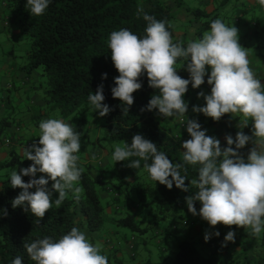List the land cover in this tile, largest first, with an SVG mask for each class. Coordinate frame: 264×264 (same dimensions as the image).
I'll use <instances>...</instances> for the list:
<instances>
[{"label": "trees", "instance_id": "trees-1", "mask_svg": "<svg viewBox=\"0 0 264 264\" xmlns=\"http://www.w3.org/2000/svg\"><path fill=\"white\" fill-rule=\"evenodd\" d=\"M4 1L11 16L13 13L19 15L16 21L18 31L28 39L29 48L26 56L23 55L28 63L23 68L29 74L42 68V80L35 91L42 92L48 116L58 112L60 119L81 133L77 155L83 173L77 184L82 189L80 201L71 196L59 208L53 204L39 223L35 222L37 218L30 211L12 207L13 199L22 189H13L10 177L1 182L0 264H12L17 256L22 257L23 264H35L26 252L25 243L45 237L55 241L73 227L82 232L85 229L97 233L96 239L86 238L94 245L96 240L101 241L100 254L105 255L109 263L115 260V264H264V231L256 238L249 235L250 230L237 226L220 224L212 228L187 209L185 197L193 194L195 189L184 192L175 184L168 189L150 179L144 169L145 161L141 160L140 169H134L127 166L128 161L116 162L111 158L116 146L130 145L133 136L140 134L155 143L158 151L165 152L170 161L182 162L185 151L182 144L191 137L186 124L175 118L165 119L158 114V109L142 111L152 96L158 94V90L149 86L146 73L138 80L142 87L133 93V105L128 113L123 112L122 102L113 98L111 91L119 72L108 47L110 34L126 28L142 38L147 26L142 15L137 17V9L142 6L148 15L167 22L173 43L182 42L186 47L190 38L187 25L184 26L186 23H180L183 13L191 15L192 22L199 24L194 33L197 38H202L203 33L210 30L211 22L219 15L214 11L193 9L183 0H50L45 13L33 17L26 8L27 0ZM9 53L10 57L16 56H12L11 50ZM186 63L180 58L175 67L178 75L190 79ZM210 71L208 68V75ZM105 73L106 79L103 78ZM101 84L104 85L103 103L111 109L104 117L95 112L88 101L89 94H94ZM206 87L201 85L194 89L189 84L183 97L188 104L184 121L197 120L208 136L219 139L221 146L227 147L226 136L232 135L235 139L236 133L241 131L239 118L225 114L215 121L203 113L194 112L193 106L206 105L204 98L198 95ZM39 110V115H33L37 126L47 115L42 114V108ZM21 124L18 114L10 111L1 114L0 141H13L11 133L19 130ZM252 124L249 121V125L242 129L245 134L252 135ZM251 147L249 143L239 150L245 159ZM97 148L104 153L103 161L98 163L90 158ZM32 164L33 161L14 154L3 166L20 172ZM186 167L187 172L182 171V175L187 177L185 184L190 185L192 179L198 178V168ZM42 175L47 179L39 172L35 178ZM22 179L27 183L33 177L22 175ZM52 184L49 180V189ZM35 190L34 187L29 189L30 192ZM195 207L199 211L200 202H196ZM216 231L220 233L218 237ZM229 231L236 233L235 242L223 246ZM206 233H211L207 242ZM141 245L158 248V259L138 260ZM124 248L130 249L126 255L131 259L130 263L124 257L118 258Z\"/></svg>", "mask_w": 264, "mask_h": 264}, {"label": "clouds", "instance_id": "clouds-1", "mask_svg": "<svg viewBox=\"0 0 264 264\" xmlns=\"http://www.w3.org/2000/svg\"><path fill=\"white\" fill-rule=\"evenodd\" d=\"M257 3L264 7V0ZM49 4L50 0H27L26 8L33 17H39ZM141 15L147 22L142 38L126 28L113 31L109 36L111 59L119 72L111 89L112 96L122 102L123 112L128 113L134 103L133 93L142 87L138 80L146 73L149 86L158 90V94L152 96L142 111L158 109V114L165 119L175 118L186 124L191 138L182 144L185 150L182 162L173 163L165 152L158 151L155 143L140 134L133 136L130 145L116 146L111 158L116 162L128 161L127 166L134 169H140L141 160L145 161L144 169L150 179L168 189H172L173 184L184 192L195 189L185 197L187 209L212 228L220 224L237 226L259 238L264 231V85L249 67L246 48L239 43V30L218 18L211 22L210 30L205 31L202 38L190 40L184 47L182 42L173 43L166 21L148 15L142 6L137 9V17ZM180 58L187 62L190 79L177 74L175 65ZM206 66H210V75ZM206 75L211 94L200 92L198 95L204 98L206 105L193 106L192 110L215 121L225 114L239 118L241 131L236 133L235 139L232 135L226 136L227 147H222L219 139L208 136L197 120L184 121L188 112L184 94L189 84L194 89L200 88ZM103 78H107L106 73ZM104 100L103 84L88 96L89 105L101 117L111 111ZM249 121L253 122L252 135L242 130ZM39 130L38 143L25 147L22 153L33 164L10 173L11 187L22 189L13 199L12 207L30 211L37 218L36 223L53 204L59 208L69 192L80 201L82 189L77 184L83 173L77 155L81 133L55 118L42 120ZM249 143L252 147L245 159L239 150ZM91 158L97 159L95 154ZM187 165L198 168V178L192 179L190 185L185 184L187 177L182 175V171L187 172ZM38 172L47 179L44 175L36 179ZM22 175L33 179L25 183ZM49 180L53 182L52 189L48 188ZM33 187L35 192H30ZM53 190L59 194L55 200ZM196 202L201 204L199 211ZM215 235L218 237L219 231ZM235 235L234 231H229L223 246L234 243ZM210 237L211 233H206L205 241ZM24 247L35 264H108L107 257L100 254L99 242L91 243L77 227L58 240L45 237L25 243ZM12 264H23L22 257L17 256Z\"/></svg>", "mask_w": 264, "mask_h": 264}, {"label": "rangeland", "instance_id": "rangeland-1", "mask_svg": "<svg viewBox=\"0 0 264 264\" xmlns=\"http://www.w3.org/2000/svg\"><path fill=\"white\" fill-rule=\"evenodd\" d=\"M185 2L186 6H189L193 9L195 8H201L202 10L212 12L214 11L219 16L217 18L221 19L227 26L232 27L235 26L238 31V37H240V45L244 48H246V51L248 53V56H253L255 49H258V52L260 54H264V33H262V36L260 38L254 37L250 34H246L248 30L255 29L253 27L254 22L255 24H259L264 26V7H261L257 0H183ZM10 9L7 7V4L4 0H0V101L4 104L8 102L7 96L12 94H15L14 86H16L15 78L10 74V71H13L12 69H6V61L15 62V64L19 67L21 63L26 64L28 63L27 58H24L27 54V50L29 48L28 39L24 35L19 34H12V25L19 19V15L14 14L11 16ZM213 13V12H212ZM10 19V20H9ZM211 20L213 18H210ZM179 19H177L178 21ZM10 24L8 25V23ZM249 21L251 22V27L246 26L245 23ZM181 25H184V21L180 22ZM188 24H185L186 26ZM14 27V26H13ZM259 31V30H258ZM199 39L197 36L194 37V40ZM11 50L12 56L16 55L15 57H10L9 51ZM21 56V57H20ZM3 68V69H1ZM37 74H39L41 77L38 82H41L42 80V68H39L36 70ZM33 77H35V74H33ZM36 82L37 84H39ZM264 85V84H262ZM205 95L211 94V91L204 88ZM39 93V92H37ZM42 94V92H40ZM39 93V94H40ZM39 107H36L35 110H39ZM16 113H19L18 110ZM47 113V108L42 107V114L45 115ZM58 112L51 113V115L48 116L45 115L43 119H50L55 118L59 119ZM1 118V116H0ZM9 161V160H8ZM2 170H0V174H6L10 170L11 167H1ZM72 196V195H71ZM67 196V197H71ZM86 237L89 240L96 239L98 237L97 233H91L87 230H83ZM96 242H99L100 240H96ZM156 243L157 241H154ZM101 248H102V244ZM129 249L124 248L118 253V258L124 257L126 261L130 263L129 256ZM159 256V249L154 247L153 245H148V247H145L144 245H141L138 250L137 259H143L147 260L148 258L157 260ZM115 260H112L111 263L108 262V264H115Z\"/></svg>", "mask_w": 264, "mask_h": 264}, {"label": "crops", "instance_id": "crops-1", "mask_svg": "<svg viewBox=\"0 0 264 264\" xmlns=\"http://www.w3.org/2000/svg\"><path fill=\"white\" fill-rule=\"evenodd\" d=\"M181 21H184L186 24L189 25V26L187 25L186 27L189 30V38L190 40H194V37H195L194 33H195L196 28H198L199 24L192 22L193 21L192 16L186 15L184 13L181 16ZM255 23L256 22H254V25H253L255 29L248 30L246 34H250L252 38L253 36L260 38V36H262L261 33L262 32L264 33V26L255 24ZM13 24L14 25L11 26L12 27L11 33L20 35L18 31L17 23L15 22ZM245 25L251 27V22L247 21ZM240 37H238L239 43L241 40ZM255 50L256 51H254L255 53H253V56L247 57L250 61L249 67L255 73L256 78L261 81V84H264V62H263L264 54H260V52H258L259 48ZM23 66H24V63H21L20 66L18 67L15 64V62L11 64V62L6 61V69L13 70V71H10V74L14 76L15 82L17 85L14 86L13 92H15V94H12V96L9 95L6 97L9 102L8 105L5 103L3 104L0 101V116L5 111L16 113V111L18 110L19 113H16V115L18 114L20 116L22 124L19 126V130L16 129L15 132L13 130V133H11V137H13L14 143L10 146H4L0 148V170H2L1 167H3V165L8 160H10L14 154L25 159L22 153H23V149L25 147H28L26 145V142L33 141L35 143H38V140H39L40 130H39V126L35 125L34 123L33 115L34 114L39 115V113H41L40 110H35L36 107L42 108L45 105L43 95L40 92L39 94L35 91L36 86H37L36 82L39 81L40 75L35 72L30 73V74L27 73L25 69L23 68ZM206 68L208 69L210 68V66H206ZM33 74H35V77H33ZM207 79L208 78L205 77V83L203 85L207 86L206 88H208L211 91V86L207 83ZM45 118L41 119L40 122L42 120H45ZM67 124H69V122ZM17 131H19V133H17ZM21 140L22 142L20 143ZM93 154H95L97 157L95 162L98 163L100 161H103L104 153L99 148L95 149V151L91 153L90 156L92 157ZM10 169H12V171H16L14 168H10ZM12 171L10 170V172L8 171L6 174H3V175L0 174V184L4 179L10 177V173ZM58 195L59 194L53 190V200L58 198ZM71 195L72 193L69 192L68 196H71Z\"/></svg>", "mask_w": 264, "mask_h": 264}, {"label": "built area", "instance_id": "built-area-1", "mask_svg": "<svg viewBox=\"0 0 264 264\" xmlns=\"http://www.w3.org/2000/svg\"><path fill=\"white\" fill-rule=\"evenodd\" d=\"M14 142L12 141V139H11V141L10 140H4V141H0V148L1 147H4V146H10V145H12ZM34 142L33 141H28V142H26V145L28 146V147H31V145L33 144Z\"/></svg>", "mask_w": 264, "mask_h": 264}]
</instances>
